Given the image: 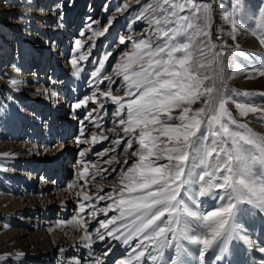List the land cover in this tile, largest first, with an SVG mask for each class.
<instances>
[{
    "label": "snow or ice",
    "instance_id": "6c2138e0",
    "mask_svg": "<svg viewBox=\"0 0 264 264\" xmlns=\"http://www.w3.org/2000/svg\"><path fill=\"white\" fill-rule=\"evenodd\" d=\"M25 2L29 8L34 6L32 0ZM154 5L149 4L135 18L149 23L146 38L118 36L112 51L91 61L93 65L98 64L89 74L91 94L71 105L73 112L88 109L90 101L97 105L84 116V120L96 123L93 113L106 114L105 103L110 101L116 105L113 123L123 132L113 143L119 145L126 139L125 152L138 144L131 153L137 159L126 170L122 169L119 188L114 186L113 192L106 195L76 193L82 200L77 202L78 212L72 220L84 229L80 242L85 248H92L94 243L117 242L125 248L126 258L116 259L113 264H145V261L150 264H264V241L252 239L254 229H249L245 223L258 219L264 224V135L253 132L247 123L239 122L227 105L234 104L241 117L259 112L262 119L264 108L254 107L251 101L234 100L217 88L223 52L214 51L217 45L209 38L210 3L154 0ZM72 6V0L57 5V27L63 22L64 8ZM219 6L224 10L223 19L231 25L229 35L233 40L237 32L249 30L242 22L246 18L254 22L251 34L264 45V0L251 14L243 0H233L230 11L222 3ZM127 8L124 4L118 10ZM29 15L22 12L21 18ZM85 21L91 32L89 39L105 36L113 22L109 19L103 31H92L96 21L91 16H86ZM79 36H84L83 30ZM128 45L130 50L119 55L111 74L102 76L113 51ZM83 48L82 40L76 38L70 56L71 75L76 79L84 71L81 62L88 61L92 52V48L87 52L82 51ZM233 55L243 58L249 66V78L253 73L264 76V55L246 54L238 46L233 49ZM14 71L20 69L14 68ZM243 71L245 69L237 64L233 75ZM113 76L122 78L123 96L113 95L112 87L116 83ZM105 82L108 90L100 91V85ZM24 83L22 79L10 78L7 85L10 94L0 101V110L17 103L14 93L19 92ZM36 91L39 95L58 96L55 90ZM236 95L257 94L244 91ZM201 99L203 106L193 110L192 105ZM176 109L180 112L174 116ZM173 120L179 122L170 123ZM80 123L75 143L81 158L79 164L83 167L75 173L77 180L89 175V164L83 157L91 151L79 146L95 145L108 139L95 133L89 140L82 139L84 121ZM97 127L102 126L97 124ZM35 151L39 154V150ZM104 163L119 162L112 156ZM124 163L127 164V160ZM98 174H93L92 179ZM94 198L97 202L107 200L109 203L97 208L91 203ZM202 198H210L215 207L205 210ZM86 208L89 222L96 220L98 213L106 217L110 211L115 214L98 220L99 226L92 233L82 217ZM167 249H174V255L166 257ZM112 251V247H108L103 260L90 252L88 260L90 264H107ZM6 259L7 256L0 255V261ZM70 264H81V261L76 259Z\"/></svg>",
    "mask_w": 264,
    "mask_h": 264
},
{
    "label": "bare ground",
    "instance_id": "6f19581e",
    "mask_svg": "<svg viewBox=\"0 0 264 264\" xmlns=\"http://www.w3.org/2000/svg\"><path fill=\"white\" fill-rule=\"evenodd\" d=\"M152 2L154 0H140L139 4L136 0H113L112 13L117 18L108 27L109 20L101 25L94 18L99 0L90 1L92 7L89 8L88 16L96 21L92 31H103L105 27H108V31L103 37L89 39L91 32L83 18L85 25L79 28L80 32L84 31V36L80 38L86 49L82 51L87 52L92 48V52L88 61L81 62L84 71L81 77L76 79L71 75L73 69L70 56L73 54L76 39L73 35L77 28L68 19L70 9L64 8L63 22L57 27L55 10L61 3H55L54 0H32L34 6L29 8L25 0H0V101L10 94L7 88L10 78L22 79L26 82L20 86L19 92L14 93L17 103L5 105V109L0 110V255L8 257L0 261V264H70L76 259H79L81 264H90L88 260L90 252L103 260V254L108 247H112L113 251L107 258V264H113L116 259L126 258L125 248L114 241L101 244L100 251L94 249L95 244L98 243H94L92 248H85L80 242L84 229L79 227L72 217L78 212L77 202L82 200V197L76 196L77 192L86 191L90 196L106 195L113 192L114 186L120 187L121 171L126 170L136 161L137 157L132 156L131 153L136 150L138 144H133V147L125 152L126 139L119 145L113 143L118 137L123 136V132L113 123L116 105L110 101L105 103L106 114L103 111L93 113L96 123L84 120V116L88 110L97 105L90 101L88 109L82 108L75 112L72 111L71 105L79 98L90 95L93 90L88 87V79L89 74L98 67V64L93 65L91 62L93 54H98V48L102 49V52L96 56L99 60L106 51L113 50L120 35L125 37L131 35L135 39L146 38L149 23L135 18L144 11L143 7ZM124 4H127L128 8L119 11L118 9ZM3 10H8V14L2 15ZM22 12H29L30 15L21 18ZM223 12L222 9L217 10L219 24L230 33L231 25L223 19ZM253 12L254 8L249 13ZM7 35L18 41V54L13 60L9 57L10 36ZM236 35L235 40L230 39L232 45L239 43L244 48L253 47L258 51L263 50L264 53V45H261L249 30L239 31ZM93 44L95 47H92ZM128 50L130 45L115 49L112 57L105 64L102 76L111 74L119 55ZM31 62L35 67H31ZM237 64L245 71L237 72L232 76L231 83L246 90L264 91V76L253 73L249 78L251 71L249 66L247 64L244 66L242 61L237 60L234 64L236 71ZM49 66L54 72L47 71ZM14 68H19L20 71L16 72ZM113 79L116 80L112 87L113 95L123 96V89L120 88L122 78L113 76ZM51 81L55 83L52 84ZM36 90L41 92L55 90L58 96L53 98L49 95H39ZM99 90H108L107 82L101 84ZM229 106L230 111L236 114L237 120H242L235 105L229 103ZM258 108L264 106L260 105ZM179 112L180 109H176L173 115H179ZM247 119L243 120L264 135L263 123ZM80 121H84V134L89 135V138L84 140H89L93 133L97 136L103 134L108 139L93 146L80 145L85 146L83 149L91 148L83 159L89 164V175L79 179L74 188L69 187L70 182L62 188L63 172L69 169V166L64 164V154L68 150L77 148L75 137L81 128ZM178 122L170 121V123ZM91 124L95 126L91 127ZM97 124L102 127H97ZM89 130L93 132L89 133ZM68 131L74 136L66 143L64 139ZM35 150H39V154ZM102 152L105 154L98 155ZM4 153L8 155L4 156ZM112 156H115L119 163L105 164L104 162ZM93 160H97L95 164ZM125 160L127 164L124 163ZM79 161L73 166L76 172L83 167ZM41 162L46 163V169L38 180L36 169ZM92 165L98 167L94 168ZM96 173L99 174L93 180L92 175ZM85 180L88 182L87 185ZM36 181H39L38 185ZM202 201L205 210L215 207L210 198H202ZM91 203L97 208H103L109 201L97 202L94 198ZM88 211L89 209L86 208L85 213L82 214L87 229L98 228V220L115 214L110 211L106 217L103 213H98L97 219L89 222ZM245 223L249 229H254L252 239L259 238L260 241H264V224L258 219L246 220ZM134 245L135 241H133ZM19 253L24 255H18ZM172 255L174 249L165 250L166 257ZM145 264L150 262L145 261Z\"/></svg>",
    "mask_w": 264,
    "mask_h": 264
},
{
    "label": "rangeland",
    "instance_id": "374dc122",
    "mask_svg": "<svg viewBox=\"0 0 264 264\" xmlns=\"http://www.w3.org/2000/svg\"><path fill=\"white\" fill-rule=\"evenodd\" d=\"M54 1H55V3L64 4V0H54ZM90 1L91 0H72L73 6L68 7L70 9L68 12V15H67L68 19L71 20V24L73 23L74 26L76 25L75 28H77L76 33L73 35V37H75V38H80V36H79L80 28L79 27L82 28L83 25H85V21L83 20V18L88 16L90 13L89 7H88V5L90 4ZM112 2H113V0H99L98 7H97V10L95 12L94 18H95V20H98L101 23V25L107 23L109 19H112L113 22L116 21L117 16L114 13H112L113 12L112 10H114L111 8ZM196 2L197 3H210L212 5L210 28L208 29V31L210 33L209 38L213 44L217 45V47L214 49V51H217V52L222 51L223 52V55L220 57V60H219L220 78L217 80V88L220 89L224 93L225 96H231L232 99H234V100H237L240 102L251 101L252 105L254 107H257V108L260 107V105L264 106V95H259V93H264V91L246 90V89L240 87L239 85L232 84L230 81V78L232 76H235V75H233V73L236 72V69L234 66L235 62L237 60H240L244 63V66L246 64V62L243 61V58L233 55V49H235L238 46L239 50H241V51L246 50L245 51V52H247L246 54L251 53V54L264 55L263 50L258 51L256 48L253 49V47H245L244 48V47L240 46L239 43H237L235 46L232 45L233 43L230 40L231 36L229 35L228 31L225 28L221 27V25L219 24V20L217 17V10L222 9L219 6V4H221V3L224 4L225 7L230 11L231 10V4H232L233 0H219V2H217V0H196ZM243 3L245 4L246 10L248 13L253 8H254L253 13H255L256 9L258 8L259 4L261 3V0H243ZM151 4H153V6H155L154 2H152ZM105 5H107L106 11L104 10ZM143 8L145 11L147 9V6H145ZM7 11L8 10H3L1 14L2 15L8 14ZM242 22L245 23L246 25H248L249 32H251V29L254 27V22L251 20H248L246 18L243 19ZM218 34L220 37L219 39H217ZM8 36H10V35H7V37ZM84 48H85V45H84ZM97 51H98V54H100L102 52V49L98 48ZM16 54H18V41L14 37L10 36V48H9L10 59L13 60L16 57ZM98 54H93L92 60L93 59L98 60V58L96 57ZM254 63H256L255 60H254ZM30 65L32 68L35 67L33 62H31ZM256 65H258V67H259L258 63ZM47 71L48 72H50V71L54 72L53 68L50 66L47 67ZM244 91L256 93L257 95H254L252 97H243L242 95H236V93H242ZM194 105H195V107L193 110L202 107L203 106V100L201 99L200 101H197L196 104H194ZM227 107L230 110L229 104L227 105ZM232 114L236 118V114L235 113H232ZM49 117H50V115L48 116V118ZM260 117H261V113L257 112V113H249V117L247 115V116H244L241 118H243V119L248 118L247 120H249V121L252 120V121L261 122L264 124V122H263L264 119H262ZM243 119L238 120V121H240L242 123H247L249 128H251L253 132H255L259 135H262L258 130L251 127L249 125V123ZM93 126H95V124H91V127H93ZM92 132H93L92 130H89V133H92ZM73 136H74V134L71 131L66 132L64 142L67 143V140L72 138ZM82 138L88 139L89 135L84 134V136ZM107 145L109 146V144H107ZM91 146H93V145H91ZM80 148L83 149V148H85V146H80ZM85 157H86V155L83 157V159ZM80 159L81 158L78 156V148H75L74 150L73 149L68 150L64 154V164L69 166V169L63 172L64 173L63 181L61 182L62 188H64L66 185H68L69 182H70V185H73L75 182L74 186L71 188L76 187L78 180H77V177L75 174L76 170L73 168V166H75V164ZM96 161L97 160H93L94 164ZM45 169H46V163L45 162H41L40 164H38L37 169H36V175L38 176L37 177L38 180L40 179V176L44 172ZM37 178H36V180H37ZM38 184H39V181L37 182V185ZM75 210H76V208H75ZM94 229L95 228L90 227L88 229V231L93 233ZM94 237H95V235H93V238ZM100 246H102L101 243L95 244L94 249L96 251L97 250L100 251V248H101Z\"/></svg>",
    "mask_w": 264,
    "mask_h": 264
}]
</instances>
